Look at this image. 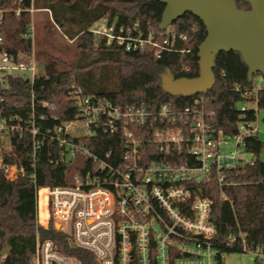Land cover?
Wrapping results in <instances>:
<instances>
[{
  "label": "trees",
  "instance_id": "obj_1",
  "mask_svg": "<svg viewBox=\"0 0 264 264\" xmlns=\"http://www.w3.org/2000/svg\"><path fill=\"white\" fill-rule=\"evenodd\" d=\"M236 2L241 9L250 8L248 0ZM164 7L165 4L158 0H0L1 53H7L15 61H30L32 8L47 9L82 53L64 65L46 56L43 68L33 81L8 73L0 83V119L7 123L20 122L27 127L22 135L11 134V150L5 153V159L21 164L25 173L9 180L0 170V252L11 247L9 253L0 255V264H31L32 261L37 233L32 162L35 163L36 183L42 186L66 184L77 171L86 169L81 157L68 163L58 161V145L44 139L48 129L77 117L72 86L81 88L86 96L105 98L122 108L145 105L158 109L169 104L179 110L194 106L196 100L202 99L208 122L229 135L238 133L241 122L257 120V109H241V105L254 102L256 97L243 96V92L253 88V81L248 80V67L238 51L217 54L215 83L205 93L172 95L162 88L161 75L167 68L175 78L199 75L198 48L207 30L192 12L187 11L169 25L177 39L172 50L162 49L159 55L151 46L126 50L115 43L109 44L106 37L96 36L91 31L96 22L105 18L109 24L115 22L117 27L135 28V35L157 36L164 31L159 28ZM182 35L185 38H181ZM111 68L117 79L111 87L109 83L104 88L99 75ZM256 105L264 109V86L257 94ZM32 126L38 131L37 138L44 141L35 155L29 130ZM148 126H154L153 121H149ZM122 140L119 134L101 131L84 138L98 155L109 151L121 153ZM245 145L253 154L252 163L223 169L221 183L214 172L209 182L196 188V194L208 196L213 202L211 221L217 230L214 241L219 250L217 264H223L225 254L232 251H251L256 247L264 250V162L260 157L263 141L258 134L247 135ZM142 150L148 160L160 156L154 145H144ZM38 231L40 239H52L60 251L81 259L83 264H99L92 252L71 246L52 223L47 228L39 227Z\"/></svg>",
  "mask_w": 264,
  "mask_h": 264
},
{
  "label": "built area",
  "instance_id": "obj_2",
  "mask_svg": "<svg viewBox=\"0 0 264 264\" xmlns=\"http://www.w3.org/2000/svg\"><path fill=\"white\" fill-rule=\"evenodd\" d=\"M134 29L109 24L105 18L91 27L109 44L126 50L151 46L156 55L162 49L172 50L177 39L169 26L147 38L142 33L135 35ZM2 60L6 64L0 66V83L8 73L26 77V72H31L32 81L37 75L32 58L29 62L15 61L3 53ZM252 81L253 88L243 96H255L256 103L264 76L257 73ZM71 95L77 117L48 129L44 139L58 145V161L68 163L81 157L86 169L77 171L66 184L42 186L36 183L32 162L37 233L31 264H83L81 259L60 251L52 239L39 238V227L47 228L50 223L71 246L92 252L99 264H217L213 202L196 194V188L209 182L214 172L221 183L223 169L253 162L243 155L253 157L246 150L245 137L258 134L254 122H241L238 133L229 135L208 122L202 99L194 106L175 110L169 104L158 109L145 105L122 108L108 99L86 96L74 86ZM248 107L247 103L241 105L242 110ZM149 121L154 126L147 127ZM26 128L20 122L0 119V170L9 180L25 173L21 164L7 161L5 153L11 150V134L22 135ZM29 130L35 155L44 141L37 138L34 126ZM99 131L121 135L122 152L94 153L84 138ZM231 138L235 139L233 148H229ZM147 144L158 148V158L148 160L142 152ZM40 197L42 220L37 217ZM251 251L259 264H264V250L256 247Z\"/></svg>",
  "mask_w": 264,
  "mask_h": 264
},
{
  "label": "water",
  "instance_id": "obj_3",
  "mask_svg": "<svg viewBox=\"0 0 264 264\" xmlns=\"http://www.w3.org/2000/svg\"><path fill=\"white\" fill-rule=\"evenodd\" d=\"M154 1V0H148ZM165 4L160 29H165L187 11L205 25L207 34L198 48L199 75L175 78L167 68L161 75L162 88L172 95L191 96L209 91L215 83L214 67L220 51H238L248 67V80L264 76V0H248L241 9L236 0H158ZM5 247L0 255H6Z\"/></svg>",
  "mask_w": 264,
  "mask_h": 264
},
{
  "label": "rangeland",
  "instance_id": "obj_4",
  "mask_svg": "<svg viewBox=\"0 0 264 264\" xmlns=\"http://www.w3.org/2000/svg\"><path fill=\"white\" fill-rule=\"evenodd\" d=\"M32 18V38H33V53L32 59L36 63L37 72L43 68V58L49 57L53 60H58L62 65L71 62L76 58L82 56L76 46L74 39L66 36L60 27L54 22L52 14L47 9H36L30 10ZM76 28V27H75ZM76 30V29H75ZM3 53L0 52V66L5 65L3 62ZM2 71L0 70V73ZM31 72H26V77H31ZM99 77L101 82L104 83L102 87L106 88V84L110 83V87L116 81V72L113 68L110 70L102 71ZM250 108L257 109V120L254 122L255 127L258 128V136L263 141V151L261 153V160L264 162V109H258L255 102L247 103ZM229 148H233L235 139L229 140ZM243 157L251 160L250 154H244ZM42 197H40V203L38 208L37 217L42 220L43 217V205ZM223 264H259L258 257L252 251H232L226 253L224 256Z\"/></svg>",
  "mask_w": 264,
  "mask_h": 264
}]
</instances>
